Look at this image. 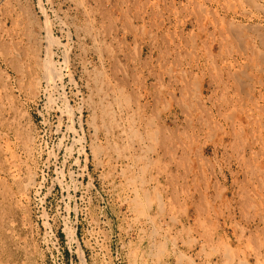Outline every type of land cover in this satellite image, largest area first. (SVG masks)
<instances>
[{
	"label": "rangeland",
	"instance_id": "374dc122",
	"mask_svg": "<svg viewBox=\"0 0 264 264\" xmlns=\"http://www.w3.org/2000/svg\"><path fill=\"white\" fill-rule=\"evenodd\" d=\"M77 1L0 0V264H264V0H152L114 37ZM158 36L185 72L192 240L131 168Z\"/></svg>",
	"mask_w": 264,
	"mask_h": 264
},
{
	"label": "crops",
	"instance_id": "0c3cea01",
	"mask_svg": "<svg viewBox=\"0 0 264 264\" xmlns=\"http://www.w3.org/2000/svg\"><path fill=\"white\" fill-rule=\"evenodd\" d=\"M151 4L152 0H82L75 2L73 7L71 3H61V12L81 15V21L85 25L89 24L93 30L84 33L85 36H133L137 35L135 31L141 27L139 23L146 21L153 12ZM155 35L159 33L156 32ZM149 51L151 62L146 66L140 62L137 65L138 68L149 70L146 97L151 112L148 113L147 121L152 122L139 130L146 135V142L139 141V149L143 150L144 143L145 149L151 148L153 151L151 156L137 154L131 168H135L138 174L145 170L148 189L143 191L152 192L154 198H162L167 220L181 223V227L185 229L184 237L186 240H192L194 234L190 229L195 228L197 219L193 207L195 194L191 187L187 190L186 181H193L195 168L193 159L186 157L185 109L182 111L175 107L176 102L185 106V72L184 68L180 69L179 63L165 58L166 47L162 44L160 36L158 43L152 45ZM141 77L144 75L141 74ZM121 90L125 93L128 88ZM171 117L176 118L177 122L171 124ZM163 120L164 125L161 123ZM180 137L182 141L179 140ZM121 185L124 188L123 183ZM129 195L132 198L135 196L132 190ZM158 205L159 201H153V209L156 210ZM189 214H193L194 218L190 224H186L185 219Z\"/></svg>",
	"mask_w": 264,
	"mask_h": 264
},
{
	"label": "bare ground",
	"instance_id": "6f19581e",
	"mask_svg": "<svg viewBox=\"0 0 264 264\" xmlns=\"http://www.w3.org/2000/svg\"><path fill=\"white\" fill-rule=\"evenodd\" d=\"M247 24V23H246ZM255 24V23H254ZM240 31V30H239Z\"/></svg>",
	"mask_w": 264,
	"mask_h": 264
}]
</instances>
